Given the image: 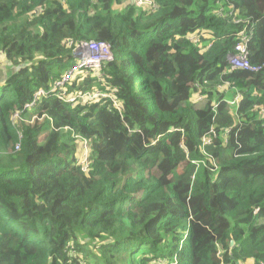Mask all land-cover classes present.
Masks as SVG:
<instances>
[{"label": "trees", "instance_id": "16d2710c", "mask_svg": "<svg viewBox=\"0 0 264 264\" xmlns=\"http://www.w3.org/2000/svg\"><path fill=\"white\" fill-rule=\"evenodd\" d=\"M154 1L0 0V264L264 263V0ZM93 40L87 97L25 111Z\"/></svg>", "mask_w": 264, "mask_h": 264}, {"label": "built area", "instance_id": "2783aa9c", "mask_svg": "<svg viewBox=\"0 0 264 264\" xmlns=\"http://www.w3.org/2000/svg\"><path fill=\"white\" fill-rule=\"evenodd\" d=\"M129 3H133L137 7H142L146 9H151L156 6V3L154 0H128ZM237 23L240 22V20L236 21ZM239 42L235 46V53L231 54L228 58L229 63L232 68L235 69H243L248 71H259L261 69L258 65H253L250 61L249 57V42L251 40V37L248 35V33L244 30L239 32ZM190 39L194 42H198L200 40V35L194 34L190 36ZM72 44V42L70 43ZM76 53L75 56L77 58V61L61 76V78L55 80L49 88H41L36 91L34 94L33 99L26 103L24 106L25 111L32 112L35 105L38 103L40 99L43 97H46L50 94H55L59 98L75 104L79 99L87 97L88 94H82L76 92H69V86L73 83V81L81 74H84V72L90 70V69H98L101 70L103 63L113 61L114 55L112 52L111 44L104 41H89V42H78L76 44ZM99 95L96 93V95H93V97ZM241 95L238 94L235 101L232 102V104H238L240 100ZM205 98L203 96H199L197 98V102L203 101ZM44 116H38V115H32L28 119H22L21 113H16L14 115V120H23L28 123H34L40 118H43ZM21 137V136H20ZM211 142L210 138H204V144H209ZM21 143L19 142L16 145V149H20ZM82 150L84 152L89 149L88 155L83 154L82 159L79 157L80 164L82 165L83 169L85 171H88L90 167V144L87 140L82 139ZM81 150V152H83ZM82 160V161H81ZM254 264V262H253ZM264 264V263H263Z\"/></svg>", "mask_w": 264, "mask_h": 264}, {"label": "rangeland", "instance_id": "374dc122", "mask_svg": "<svg viewBox=\"0 0 264 264\" xmlns=\"http://www.w3.org/2000/svg\"><path fill=\"white\" fill-rule=\"evenodd\" d=\"M127 3H129L128 2V0H124V4H127ZM77 61V58L75 59V61H74V63ZM92 74L93 76H99V73H101V72H99V70L98 69H95V70H93V69H90V70H88V71H86V72H84V74H81V75H83V77L82 78H84V77H86V76H88L89 74ZM2 76V74L0 73V77ZM75 94H78V93H81L80 91H78V90H75ZM202 103L200 104V102H198L197 104H198V106H202V104H203V101H201ZM32 116V115H31ZM30 116V117H31ZM29 117V118H30ZM44 117L43 118H40L39 120H37L36 122H38V123H43L44 122ZM35 122V123H36ZM81 150H82V146H80V149H79V153H78V156L82 159V156H80V155H83V154H85V152H84V150H82L83 152H81ZM88 153H89V149L87 150V152H86V154L88 155ZM82 161V160H81ZM250 261V260H249ZM247 262L248 264H251L250 262Z\"/></svg>", "mask_w": 264, "mask_h": 264}, {"label": "crops", "instance_id": "0c3cea01", "mask_svg": "<svg viewBox=\"0 0 264 264\" xmlns=\"http://www.w3.org/2000/svg\"><path fill=\"white\" fill-rule=\"evenodd\" d=\"M4 53L0 52V73L2 74V76L0 77V82H3L6 78V70L4 69V64H5V57H4ZM250 260V261H249ZM248 261L253 264L254 260L253 259H249Z\"/></svg>", "mask_w": 264, "mask_h": 264}]
</instances>
